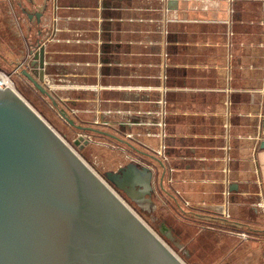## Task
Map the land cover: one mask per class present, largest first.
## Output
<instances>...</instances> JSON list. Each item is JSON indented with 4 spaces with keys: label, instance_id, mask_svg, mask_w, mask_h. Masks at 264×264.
Instances as JSON below:
<instances>
[{
    "label": "crops",
    "instance_id": "0c3cea01",
    "mask_svg": "<svg viewBox=\"0 0 264 264\" xmlns=\"http://www.w3.org/2000/svg\"><path fill=\"white\" fill-rule=\"evenodd\" d=\"M5 2L21 70L41 43L49 90L144 138L132 155L225 248L218 264H264V0Z\"/></svg>",
    "mask_w": 264,
    "mask_h": 264
},
{
    "label": "water",
    "instance_id": "95a60500",
    "mask_svg": "<svg viewBox=\"0 0 264 264\" xmlns=\"http://www.w3.org/2000/svg\"><path fill=\"white\" fill-rule=\"evenodd\" d=\"M45 51L41 43L32 46L22 75L57 105ZM61 115L75 125L65 109ZM154 178L136 163L101 178L0 82V264H185L114 190L151 195Z\"/></svg>",
    "mask_w": 264,
    "mask_h": 264
},
{
    "label": "rangeland",
    "instance_id": "374dc122",
    "mask_svg": "<svg viewBox=\"0 0 264 264\" xmlns=\"http://www.w3.org/2000/svg\"><path fill=\"white\" fill-rule=\"evenodd\" d=\"M8 12L7 3L5 0H0V73L6 75L12 81L14 88L19 94L82 156L101 178H105L106 172L114 171L130 163L131 159L135 160L132 154L127 153L126 143L124 145L121 141L125 140L129 144L139 146L140 144H146L144 138L141 137V141L139 139L135 140L133 137L130 139L126 137L127 134H125L124 138L121 135L122 133L112 131V129L110 133L116 135L120 140L115 138L109 139V136L97 134L95 136L91 135L93 143L84 149L74 145L73 141L81 133L69 128V125L62 118L58 109L53 107L51 99L41 94L26 77L24 78L21 75V65H17L16 54L25 47V44H23L21 39L22 35L17 21L15 23L14 16ZM12 50L16 54L11 53ZM26 64L27 60L22 65L25 67ZM44 86L46 87V84ZM52 87L51 85V89H53ZM57 94L60 98H63L62 96L65 95V92L59 90ZM65 107L64 103L60 106L61 109ZM72 112L77 113L80 111L73 108ZM111 116L109 119L111 123L108 122L106 124L113 126L112 123L117 120V117L116 115ZM114 190L185 264H218L217 260L225 256V248L216 245L213 250H210L213 246L208 234L204 233L200 237H197L198 220L191 213L185 214L173 200L168 199L166 202L155 193L152 207L143 204L138 205L129 201L126 196L115 188ZM163 230L171 238H174L173 240L179 238L180 241L177 240L172 243L163 235ZM179 245L181 246L180 248L177 247ZM184 248L188 250L186 254L183 251Z\"/></svg>",
    "mask_w": 264,
    "mask_h": 264
},
{
    "label": "flooded vegetation",
    "instance_id": "af4514ba",
    "mask_svg": "<svg viewBox=\"0 0 264 264\" xmlns=\"http://www.w3.org/2000/svg\"><path fill=\"white\" fill-rule=\"evenodd\" d=\"M52 96L54 97V99H55V101L57 103V105H55V103L51 99L52 105H53V107H55L56 109H58V111L60 112V115H61V108H60V106H62L63 103H61L60 102V99L57 98V96L54 95L53 93H52ZM64 109H66L67 113L69 114L70 119H72L74 121V123H75V125H72L69 121H67L66 119H64L62 117L66 121V123L69 125V128L75 129V130H77V131H79L81 133L77 137V139H75L73 141L74 145L77 146V147H79V148H81V149H84L86 146L88 147V146H90L93 143V141H92L93 139H92L91 135H94L95 136V135L98 134V135H103V136H109L110 137L109 139H114L115 138V139L120 140L118 137H116V135H114L113 133H110L111 129H112V131L114 130L116 132L122 133L121 135L124 138H125V134H128L126 127L124 125H120L118 123V121H114L112 123L114 127L111 126L110 124H104L103 126L102 125H97L95 123V121L94 122H87L85 120L86 118H85V115L83 113H80V112L73 113L71 107L68 106V105ZM79 127H81V128H79ZM89 128L96 130V132L95 131H90ZM130 139H132V138H130ZM77 142H79V143L77 144ZM121 143H123V144L126 143V145H127L126 146L127 147V149H126L127 150V153L128 154H132L133 150L131 149V147L129 145V142L128 141L126 142L125 140H122ZM139 154H137V155L140 158H138L137 160L131 159V162L130 163H136L139 166H146V167L151 168L150 165L148 163H146V159H148L149 157L144 156L142 154L139 155ZM156 159H157V157H155V156H154V159L153 158L152 159L150 158V160H156ZM126 165H124V166H126ZM119 168L116 169V170H114V171H112V172H117L119 170ZM118 191L121 192L124 196H126V198L129 201H131L133 203H136L138 205L139 204L149 205L150 207H152V205H153V198H154V195H155V191L151 195H144L143 197H140L139 195H133V196L131 195V197H129L124 191H122V190H118ZM165 237L168 240H170L172 243L176 242L177 240L180 241L179 238L177 240L176 239L173 240V239H170V237L168 238L167 235ZM185 250L186 249L184 248L183 251L186 254L188 250H186V251Z\"/></svg>",
    "mask_w": 264,
    "mask_h": 264
},
{
    "label": "bare ground",
    "instance_id": "6f19581e",
    "mask_svg": "<svg viewBox=\"0 0 264 264\" xmlns=\"http://www.w3.org/2000/svg\"><path fill=\"white\" fill-rule=\"evenodd\" d=\"M0 82L2 88H12L15 89L13 86L12 81L4 74L0 73Z\"/></svg>",
    "mask_w": 264,
    "mask_h": 264
},
{
    "label": "built area",
    "instance_id": "2783aa9c",
    "mask_svg": "<svg viewBox=\"0 0 264 264\" xmlns=\"http://www.w3.org/2000/svg\"><path fill=\"white\" fill-rule=\"evenodd\" d=\"M126 137L131 138V137H133V135H131V134L129 133V134L126 135Z\"/></svg>",
    "mask_w": 264,
    "mask_h": 264
}]
</instances>
